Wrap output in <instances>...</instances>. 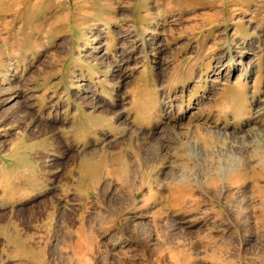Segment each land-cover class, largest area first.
Instances as JSON below:
<instances>
[{
	"label": "rangeland",
	"instance_id": "374dc122",
	"mask_svg": "<svg viewBox=\"0 0 264 264\" xmlns=\"http://www.w3.org/2000/svg\"><path fill=\"white\" fill-rule=\"evenodd\" d=\"M5 1L0 264H264V0Z\"/></svg>",
	"mask_w": 264,
	"mask_h": 264
},
{
	"label": "bare ground",
	"instance_id": "6f19581e",
	"mask_svg": "<svg viewBox=\"0 0 264 264\" xmlns=\"http://www.w3.org/2000/svg\"><path fill=\"white\" fill-rule=\"evenodd\" d=\"M4 2H6L5 0H4ZM3 6H7V4H4ZM0 14H5V10L4 11H2ZM14 16V15H13ZM117 63V65H116V70L114 71V72H116V74H115V77H119L120 75V68H121V64L119 63V62H116ZM264 156V155H263ZM137 158V157H136ZM262 159V158H261ZM145 161H146V159H145ZM262 163H264V157H263V159H262ZM137 165L138 166H142V165H147V163H142V162H138L137 163ZM126 167H128V166H125V168ZM124 168V169H125ZM127 170V169H126ZM128 171V170H127ZM127 171H125V172H127ZM130 172V171H129ZM135 172V171H134ZM127 175H129V174H127ZM129 178V177H128ZM126 182H127V180H126ZM110 200V199H109ZM137 230V229H136ZM147 231V230H146ZM145 231V232H146ZM135 232V231H134ZM144 232V233H145ZM139 234H141V233H139ZM142 237V236H141ZM147 237V236H146ZM149 237V236H148ZM147 239V238H146ZM144 241V240H143ZM262 261V257L261 256H259V255H257V256H255V257H252L250 260H249V262H250V264H257V263H260ZM263 264V263H262Z\"/></svg>",
	"mask_w": 264,
	"mask_h": 264
},
{
	"label": "crops",
	"instance_id": "0c3cea01",
	"mask_svg": "<svg viewBox=\"0 0 264 264\" xmlns=\"http://www.w3.org/2000/svg\"><path fill=\"white\" fill-rule=\"evenodd\" d=\"M58 229H60V228H58ZM65 236V234L63 233L60 237H64ZM71 258H76V256H77V258H81L82 257V255H76V254H71Z\"/></svg>",
	"mask_w": 264,
	"mask_h": 264
}]
</instances>
